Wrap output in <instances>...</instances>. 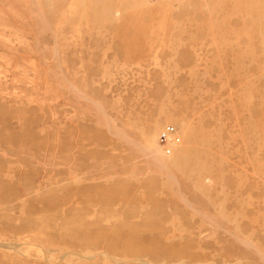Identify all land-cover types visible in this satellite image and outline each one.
<instances>
[{
    "label": "rangeland",
    "instance_id": "1",
    "mask_svg": "<svg viewBox=\"0 0 264 264\" xmlns=\"http://www.w3.org/2000/svg\"><path fill=\"white\" fill-rule=\"evenodd\" d=\"M0 264H264V0H0Z\"/></svg>",
    "mask_w": 264,
    "mask_h": 264
},
{
    "label": "built area",
    "instance_id": "2",
    "mask_svg": "<svg viewBox=\"0 0 264 264\" xmlns=\"http://www.w3.org/2000/svg\"><path fill=\"white\" fill-rule=\"evenodd\" d=\"M159 140L167 154H171L174 145L179 142L172 126H167L161 131Z\"/></svg>",
    "mask_w": 264,
    "mask_h": 264
}]
</instances>
